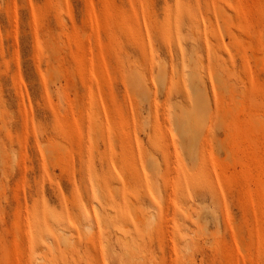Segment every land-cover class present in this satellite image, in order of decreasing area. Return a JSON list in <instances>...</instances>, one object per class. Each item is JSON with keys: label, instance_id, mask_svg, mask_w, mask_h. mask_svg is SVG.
Segmentation results:
<instances>
[{"label": "rangeland", "instance_id": "obj_1", "mask_svg": "<svg viewBox=\"0 0 264 264\" xmlns=\"http://www.w3.org/2000/svg\"><path fill=\"white\" fill-rule=\"evenodd\" d=\"M0 264H264V0H0Z\"/></svg>", "mask_w": 264, "mask_h": 264}, {"label": "bare ground", "instance_id": "obj_2", "mask_svg": "<svg viewBox=\"0 0 264 264\" xmlns=\"http://www.w3.org/2000/svg\"><path fill=\"white\" fill-rule=\"evenodd\" d=\"M191 76H192V75H189L190 78H192ZM187 77H188V76H187ZM192 80H193V78H192ZM189 82L192 84L191 80H190ZM189 82H188V83H189ZM194 84H195V85H193V86L196 87V83H194ZM189 85H190V84H189ZM189 85H188V87L191 86V85H190V86H189ZM205 85H207V84L205 83ZM190 88H191V87H190ZM192 88H193V87H192ZM192 88H191V89H192ZM191 89H190V91H192ZM205 90H206V89H205ZM198 91H199V90H198ZM200 92H201V91H200ZM189 93H190V92H189ZM189 93H188V94H189ZM191 93H194L193 96H194V98H195V89H194ZM190 95L192 96V94H190ZM201 96H202V95H201ZM196 97H197V96H196ZM192 98H193V97H192ZM192 98H191V99H192ZM204 98H205V97H204ZM206 98H207V97H206ZM196 99H198V98H196ZM196 99H195V100H196ZM205 100H206V99H205ZM190 101H191V100H190ZM196 101H197V100H196ZM191 102H192V101H191ZM193 102L195 103V104H194V106H195L197 102H195L194 99H193ZM193 102H192V105H193ZM197 104H198V105H196V106L198 107V106H199V103H197ZM203 104H204V102H203ZM201 105H202V104H201ZM201 105L199 106L200 108H201ZM185 106H186V105H185ZM196 106H195V108H196ZM206 107H207V106H206ZM200 108L193 109V115L195 116L194 118L196 119V120H195L196 123L194 122L195 124L191 123V122H192V121H191L192 119H190L191 122L189 121L188 116L190 115L191 112H190V113L188 114V116L186 117V121H185V123L187 124V127L189 128V130L191 131V133H192L193 136L196 135L197 133H199L202 129H204V128H203V127H204V123H203L204 121H203V114H202L203 111L201 112L202 109H200ZM189 117H190V118H193L192 115H190ZM202 121H203V122H202ZM186 131H187V130H186ZM193 136H192V137H193ZM133 207H134V206H133ZM134 208H135V207H134ZM133 216H134V215H133ZM88 227H89V226H88ZM88 229H89V228H88ZM61 233L63 234V231H61ZM65 236H66V235H65ZM65 236H64V237H65ZM62 238H63V237H62ZM65 238H66V237H65ZM65 238H64V239H65ZM66 239H67V238H66ZM66 239H65V240H66ZM67 243H68V242H67ZM106 249H107V248H106Z\"/></svg>", "mask_w": 264, "mask_h": 264}]
</instances>
